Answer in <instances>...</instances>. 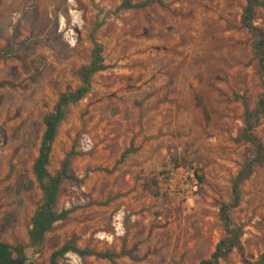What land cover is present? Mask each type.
Returning <instances> with one entry per match:
<instances>
[{
	"label": "rangeland",
	"instance_id": "374dc122",
	"mask_svg": "<svg viewBox=\"0 0 264 264\" xmlns=\"http://www.w3.org/2000/svg\"><path fill=\"white\" fill-rule=\"evenodd\" d=\"M160 1L108 14L123 0H0V242L24 247L31 264H50L67 243L113 253L115 262L68 253L59 264H199L225 235L220 208L257 155L238 140L243 101L255 110L263 92L253 37L241 23L246 2ZM255 26L264 33V9ZM92 36L106 69L69 105L47 168L55 175L73 152L78 180L60 189L56 210L66 218L32 247L42 121L81 85ZM254 134L264 145V118ZM177 169L194 174L196 189L188 180L170 190ZM239 190L229 216L240 247L219 264L264 254V161Z\"/></svg>",
	"mask_w": 264,
	"mask_h": 264
},
{
	"label": "trees",
	"instance_id": "16d2710c",
	"mask_svg": "<svg viewBox=\"0 0 264 264\" xmlns=\"http://www.w3.org/2000/svg\"><path fill=\"white\" fill-rule=\"evenodd\" d=\"M154 2L162 5L160 0H145L139 3L123 0L115 11L109 12L108 14H115L125 9H144ZM245 2L246 4L242 12L241 23L253 37L252 53L257 60L263 92L257 100L255 110H250L246 102L243 101L245 108L244 129L238 140L253 144L257 149V155L254 160L246 163L243 170L238 173L232 184L230 202L223 204L220 208V218L225 232L224 237L215 246L210 257L206 260H202L199 264H219L220 260L227 257L234 249L240 247V228L232 223L229 212L240 204L239 188L241 182L247 179L251 168L264 161V145L254 134V130L258 126L260 120L264 118V33L260 28L255 26V12L257 9H264V1L245 0ZM100 26L101 24H97L96 27L98 28ZM91 40L93 46L91 50V60L87 66L81 67L77 72L81 85L75 91L61 95L54 111L47 114L42 121L44 131L38 149V156L33 164V173L42 193V198L32 217L31 228L28 232L29 242L32 247L41 246L45 239V235L52 230L53 225L66 218L67 212L59 213L56 210L60 189L65 181L76 182L78 180L72 173L70 167L71 159L75 155L73 152H70L66 156L60 170L55 175H51L47 168L50 163L52 147L57 137L59 126L66 118L69 105L81 100L90 91L92 76L106 69L102 45L95 40L94 36L91 37ZM2 54L8 53L5 51ZM130 152L131 149L125 151L121 156L120 162H122ZM197 179L199 182L203 180L202 177H197ZM25 182L27 185L26 187L30 189L33 185L32 182L29 180ZM68 253H74L80 257L95 255L99 258L109 260L110 262H115L116 259V255L110 252L97 253L88 249H79L75 244L67 243L52 253L50 264H59V260ZM0 264L31 263L25 254L24 247L0 242ZM245 264H264V254L261 255L257 262L251 263L245 261Z\"/></svg>",
	"mask_w": 264,
	"mask_h": 264
},
{
	"label": "built area",
	"instance_id": "2783aa9c",
	"mask_svg": "<svg viewBox=\"0 0 264 264\" xmlns=\"http://www.w3.org/2000/svg\"><path fill=\"white\" fill-rule=\"evenodd\" d=\"M183 174H186V176L188 177L184 176L183 178ZM188 180L191 181L192 188L196 189L197 183L196 179L194 178V174L185 173L184 171H182V169H177L174 175H171L170 177V183H172V185L169 186L170 190L174 192L178 190H183L186 187Z\"/></svg>",
	"mask_w": 264,
	"mask_h": 264
}]
</instances>
